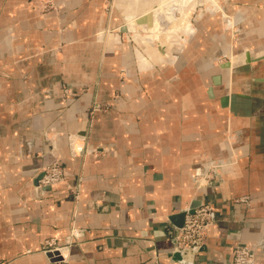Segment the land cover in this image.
Returning a JSON list of instances; mask_svg holds the SVG:
<instances>
[{
	"label": "crops",
	"instance_id": "1",
	"mask_svg": "<svg viewBox=\"0 0 264 264\" xmlns=\"http://www.w3.org/2000/svg\"><path fill=\"white\" fill-rule=\"evenodd\" d=\"M43 1L0 0V264H233L240 244L264 264V0H222L148 67L136 30L96 38L108 0ZM119 1V28L159 7ZM96 102L108 110L90 120ZM71 134L98 155L72 158ZM219 160L235 163L199 187ZM53 162L66 182L43 190ZM194 204L214 222L179 260L169 231ZM73 228L84 236L52 262L44 242Z\"/></svg>",
	"mask_w": 264,
	"mask_h": 264
},
{
	"label": "built area",
	"instance_id": "2",
	"mask_svg": "<svg viewBox=\"0 0 264 264\" xmlns=\"http://www.w3.org/2000/svg\"><path fill=\"white\" fill-rule=\"evenodd\" d=\"M62 5L56 4L53 0H45L41 3L40 8L46 12H59ZM102 43L104 37L98 39ZM108 107H103L100 103H94L89 109L90 120L97 112L107 111ZM70 156L72 158H81L90 154L98 155L97 151H90L84 137H78L74 134L67 137ZM235 161V160H234ZM228 160H219L212 162L204 167L195 176V182L199 187L209 186L216 182L225 167L234 164ZM42 177L38 181L39 188L51 187L56 184L65 183L64 170L59 162H53L46 166L42 172ZM250 198L244 196L236 200L249 204ZM214 222V210L209 204H201L192 214L186 216L184 225L181 228H174L169 231V237L174 241V251L181 252L182 255L187 253H196L205 243L210 227ZM85 230L73 228L69 236L68 243L62 244L60 239H48L44 242L43 251L48 254L58 253L60 261L65 262L69 255L72 243L77 242L84 236ZM233 264H256V250L246 244H240L235 249Z\"/></svg>",
	"mask_w": 264,
	"mask_h": 264
},
{
	"label": "bare ground",
	"instance_id": "3",
	"mask_svg": "<svg viewBox=\"0 0 264 264\" xmlns=\"http://www.w3.org/2000/svg\"><path fill=\"white\" fill-rule=\"evenodd\" d=\"M194 1L195 0H162V2L159 4V7H157V8L155 7L154 10L150 11L147 14V15H150L151 25H148L147 23L137 24L136 23L138 20L137 16L131 15V17H129V24L132 26V28L134 30L137 31V32H135V34H137L138 32L139 33L144 32L146 30H149V32H152L156 29V31L152 32L153 35L150 34L146 37L140 36L139 33H138V35H136V38L138 39V41L142 45V47L146 51L148 50L147 53L148 52L150 53V54L148 53L149 57H155V55L157 54L156 57L158 58V60L162 61V60L170 59V58H172L173 55L176 54V52L178 50V48L176 49V46H175L178 44V43H176V41L178 39L179 43H181L180 40L183 38V36L178 38L174 33H171V34L165 33V30L168 28L167 27L168 24H170L171 22L174 21L175 23L174 22L173 23L176 25L175 30H178L177 26L182 27V25H183L182 31L185 32L187 29V34L191 33L193 31V27L189 21V19H190L189 10H190V12L193 10L194 5H195ZM146 20H147L146 22L149 21L148 19H146ZM169 30H170V28H169ZM164 33H165L166 38L164 37ZM160 37H162V39L159 42V44H161V45H163V44L168 45L169 44L170 47L165 48L163 50V48H160L162 46H160L159 47L160 50L158 51V53L153 55V53L150 49L151 45H148L147 39H152L149 43H153V40L155 38L160 39ZM146 45H148V46L146 47ZM138 54H139L138 57H139L140 64L143 65L144 67H148V65H150L149 59H146L141 53H138Z\"/></svg>",
	"mask_w": 264,
	"mask_h": 264
},
{
	"label": "rangeland",
	"instance_id": "4",
	"mask_svg": "<svg viewBox=\"0 0 264 264\" xmlns=\"http://www.w3.org/2000/svg\"><path fill=\"white\" fill-rule=\"evenodd\" d=\"M213 1V2H212ZM222 0H195L194 2V8H193V10L190 12V10H189V14H190V19H189V21H190V23L192 24V26H194V24L196 23V21L200 18V16H201V14L203 13H207V12H212L214 9H216V8H218V5H219V3L221 2ZM120 1L119 0H108V4H107V6H106V9H105V16H106V18H107V25H106V27H105V30H103V31H100L97 35H96V38H98L99 39V37H104V42H105V38H106V43L108 42V36H109V34H111L112 32H115V31H117V30H119L120 29V31H121V28H119L118 26H114V16H115V12H116V10H117V8H118V6H120V5H123L124 3H119ZM133 2H134V0H133ZM162 2V0H143V2H142V6L141 7H145V8H147V6H153L154 4L156 5V4H160ZM209 3V4H208ZM141 4V3H140ZM186 6V5H185ZM216 6V7H215ZM220 6V5H219ZM161 7V6H160ZM155 8H153V9H151V11L152 10H154ZM134 16H137L138 18H139V16L138 15H136V14H134ZM174 22V21H173ZM173 22H171L170 24H168V28L165 30V33H174L178 38L179 37H181V36H183V38L180 40L181 41V43H179V41H178V39H177V41H176V43H178L177 45H175L176 46V49L178 48H181V44H182V42L184 41V40H186V38H187V36L189 35H187V29H186V31L184 32V31H182L183 29V25H182V27L180 26V27H178L177 26V29L178 30H175V28H176V25L173 23ZM124 24V23H123ZM128 25H130L129 24V22H128ZM124 26V25H123ZM131 26V25H130ZM169 28H170V30H169ZM180 28V29H179ZM152 31V30H151ZM154 31H156V29L154 30ZM154 31H152V32H154ZM152 32H149V30H146V31H144L143 32V34H141V33H139V35L140 36H142V37H146V36H148V35H150V34H152L153 35V33ZM138 33L136 34V35H138ZM165 33H164V37H165ZM132 34V33H131ZM136 35H135V38H136ZM187 35V36H186ZM163 37V36H162ZM162 37H160V39L159 38H155L154 40H153V43H149L152 39H147V43H148V45H151V51H152V53H153V55H155L156 53H158V51L160 50V48H162V47H160V45L161 44H159V42L161 41V39H162ZM166 38V37H165ZM136 40H137V43L139 44V48H138V53L140 52L146 59H149V54L147 53V51L142 47V45L139 43V41H138V39L136 38ZM99 42H101V41H99ZM180 44V45H179ZM148 45H146V47L148 46ZM164 45V44H163ZM168 47H169V44L167 45ZM160 47V48H159ZM149 49V48H148ZM155 52V53H154ZM157 56V54L155 55V57H150V59H149V63H150V65H152V64H154V63H159V62H163V61H165V60H162V61H159L158 60V58L156 57ZM148 65V64H147ZM150 65H148V66H150ZM97 103V102H96Z\"/></svg>",
	"mask_w": 264,
	"mask_h": 264
},
{
	"label": "water",
	"instance_id": "5",
	"mask_svg": "<svg viewBox=\"0 0 264 264\" xmlns=\"http://www.w3.org/2000/svg\"><path fill=\"white\" fill-rule=\"evenodd\" d=\"M146 19H148L149 21L146 22L147 21ZM136 23L137 24L147 23L148 25H151L150 15H147L145 18L138 19ZM121 31L126 32V33H133L134 29L132 28V26L126 24V25L122 26ZM160 46H162L163 50L165 48H169L170 47V46L168 47L167 45H160ZM227 100H228V98L225 99V103H227ZM41 177H42V174L39 176L38 180L36 181L37 185H38V181L40 180ZM45 189H49V187L43 188V190H45ZM197 207H198V204L192 205L189 209L186 210V212L183 213V217H186L188 214H192ZM183 225L184 224L179 225L178 228H181ZM57 255H58V253H54V254H48L47 256L50 258V260L52 262H58V261H60V257H58ZM174 256H176L179 260L183 259L182 258L183 255H182L181 252L174 253Z\"/></svg>",
	"mask_w": 264,
	"mask_h": 264
}]
</instances>
